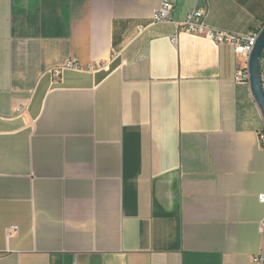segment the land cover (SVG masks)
<instances>
[{
    "label": "crops",
    "instance_id": "crops-1",
    "mask_svg": "<svg viewBox=\"0 0 264 264\" xmlns=\"http://www.w3.org/2000/svg\"><path fill=\"white\" fill-rule=\"evenodd\" d=\"M160 3L0 0V264H261L248 62L178 24L260 31L264 0Z\"/></svg>",
    "mask_w": 264,
    "mask_h": 264
},
{
    "label": "built area",
    "instance_id": "built-area-1",
    "mask_svg": "<svg viewBox=\"0 0 264 264\" xmlns=\"http://www.w3.org/2000/svg\"><path fill=\"white\" fill-rule=\"evenodd\" d=\"M174 9V0H161L159 7L153 14V20L155 23H163L171 20L172 12ZM205 13L192 10L190 11L182 22L178 24L179 31L190 34V35H197L204 37L208 40L214 41L217 44L227 43L234 47L235 52L238 55H242L248 62L250 53L256 43V40L259 36L260 31H251L247 34H238L232 32L221 31L218 29H214L208 27L205 22ZM171 43H177V35L171 38ZM264 60V54L262 61ZM91 71L92 67L87 65L86 67H82L78 62L75 60H69L63 65L56 67L55 69L51 70V73L59 75L63 71ZM236 83H248L249 80V70H248V63L246 67L238 69L236 72L235 78ZM261 142H264V134L261 135ZM258 201L261 204H264V194H260L257 197ZM262 230L264 233V223L262 225ZM256 262L262 263V257L255 258Z\"/></svg>",
    "mask_w": 264,
    "mask_h": 264
},
{
    "label": "water",
    "instance_id": "water-1",
    "mask_svg": "<svg viewBox=\"0 0 264 264\" xmlns=\"http://www.w3.org/2000/svg\"><path fill=\"white\" fill-rule=\"evenodd\" d=\"M264 54V27L260 30L256 43L248 59L249 86L254 100L259 108L264 121V89L260 76L261 62ZM264 264V247L262 254V263Z\"/></svg>",
    "mask_w": 264,
    "mask_h": 264
}]
</instances>
